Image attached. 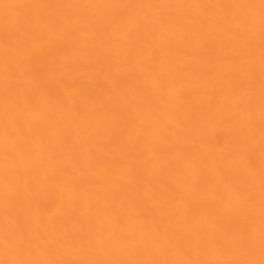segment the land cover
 Listing matches in <instances>:
<instances>
[{
	"label": "bare ground",
	"instance_id": "obj_1",
	"mask_svg": "<svg viewBox=\"0 0 264 264\" xmlns=\"http://www.w3.org/2000/svg\"><path fill=\"white\" fill-rule=\"evenodd\" d=\"M0 264H264V0H0Z\"/></svg>",
	"mask_w": 264,
	"mask_h": 264
}]
</instances>
